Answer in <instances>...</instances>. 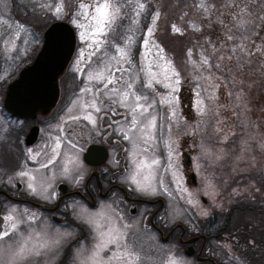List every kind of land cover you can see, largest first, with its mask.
Here are the masks:
<instances>
[{"label":"rangeland","instance_id":"1","mask_svg":"<svg viewBox=\"0 0 264 264\" xmlns=\"http://www.w3.org/2000/svg\"><path fill=\"white\" fill-rule=\"evenodd\" d=\"M19 1L4 0L0 11V60H15L19 29H43L56 19L73 27L80 49L70 77L79 80V86L68 124L82 127L84 121L93 133L95 122L84 118L91 114L95 119L97 111L90 106L93 103L117 115L118 145L124 146L129 157V174L121 182L135 198L163 200L154 221L163 226L164 234L179 223L188 237L198 236L214 215L228 219L229 214L236 224L245 221L239 212L244 206L264 211V0H114L119 8L117 19L99 37V49L93 39H82L81 33L90 31V17L103 0H52L49 6L44 5L49 0H39L40 8L22 14V20L12 11ZM57 6L61 8L59 13ZM149 28L153 29L151 37ZM145 38L150 41L147 47ZM154 45L163 49V60ZM118 48L125 50L126 59L120 58ZM168 62L178 73V84L177 77L164 67ZM98 72L105 79H89V74ZM151 74H155L154 79ZM108 79L114 83L109 84ZM124 92L128 93L127 100L122 97ZM136 96L141 99L137 101ZM108 102L110 107L103 105ZM137 103L147 111L133 113ZM133 115L138 121L135 128L131 126ZM149 121L154 122L151 127ZM125 133L129 139H125ZM43 155L36 159L37 169L55 156L51 149ZM76 157L65 151L50 177H68L69 173L77 177L82 166ZM140 161L149 167L138 169ZM190 173L194 174L195 186ZM133 176L150 183L156 192L139 191ZM156 207L144 206L130 216L128 210L121 211L110 203L98 210L81 205L82 211L73 221L84 227L86 238L82 246L70 251L64 264H81L96 250L99 232L113 227L124 235L119 246L110 244L100 252L103 264H170L173 259L177 264H198L179 248L178 229L169 243H163L150 228V216ZM92 217L99 220V229L89 223ZM256 225L264 231V223ZM75 230H58L51 225L37 229L27 226L25 234L17 230L13 237L0 241V264H9L13 251L26 240L29 248L44 241L49 246L41 249L40 255H26L19 264H56L59 247L77 236ZM232 242L241 241L224 238L212 245L216 248L213 251L207 242L200 256L207 259L205 264H264L263 254L254 257L253 263L239 259L240 252Z\"/></svg>","mask_w":264,"mask_h":264},{"label":"flooded vegetation","instance_id":"2","mask_svg":"<svg viewBox=\"0 0 264 264\" xmlns=\"http://www.w3.org/2000/svg\"><path fill=\"white\" fill-rule=\"evenodd\" d=\"M21 1L19 4L17 2L18 5L15 2L16 5L12 8L19 20H22V14L26 15L42 5L39 0L25 2L23 0L22 3ZM2 5L4 0H0V11H3ZM44 5H52V0ZM55 21L66 22L60 19L52 20L43 29L30 26L27 30L21 27L15 38L16 52L12 58L15 60H0V230L8 227L4 218L9 214L15 217L18 223L17 230L23 234L27 233V226L35 229L47 225L58 230L76 229L79 232L77 236L72 237L68 244L59 247L56 264H64L70 251L82 246L86 238L84 227L80 222L75 224L73 221L74 215L76 219L79 217L81 205L98 210L104 204L110 203L121 211L128 210L130 216H134L144 206L150 208L157 206L150 216V228L158 234L160 241L169 243L178 229L177 244L184 255L187 256L186 252L192 249V255L187 257H194L198 264H205L207 259L200 255L204 254L206 243H210L208 249L211 248L213 251L216 248L212 245L219 243V240L208 237L206 230L202 235L188 237L186 228L179 223L164 234L163 226L158 220L154 221L164 206L163 200L156 198L148 201L135 198L123 186L121 181L129 174V157L124 146L118 145L115 134L117 115L99 109L95 115L93 133L85 127L82 118H80L83 121L82 127L69 126L70 106L77 96L79 86V80L70 77V69L80 45L78 35L68 22L66 23L75 33V45L63 73L57 78L58 94L54 105L46 112L38 110L29 116H20L6 109L9 85L18 78L24 67L33 62L43 44L45 29ZM23 50L25 54L21 53ZM101 103L102 100H99L100 105ZM103 105L110 107L109 102ZM57 140L60 147L51 159L52 162H45L47 167L37 169L36 159L39 154L41 153L40 157H44L43 152L47 149L53 150ZM90 148L93 150L88 154ZM65 151L69 152L70 156H77L76 162L82 166L81 173L77 177L69 173L68 177L51 178L52 168L59 167L58 162L64 158ZM189 163L190 160L187 158L186 168L190 167ZM21 172L27 175L22 176ZM189 177L195 186L194 174L190 173ZM29 183L37 188V193H32L28 188ZM44 189L47 191H43ZM195 237L197 239L193 240ZM199 241L201 243L197 246ZM1 244L0 242V247Z\"/></svg>","mask_w":264,"mask_h":264},{"label":"snow or ice","instance_id":"3","mask_svg":"<svg viewBox=\"0 0 264 264\" xmlns=\"http://www.w3.org/2000/svg\"><path fill=\"white\" fill-rule=\"evenodd\" d=\"M82 8H85V5L81 4ZM139 7L141 9H143L144 5L140 4ZM61 11L60 6H57L56 8V12L59 13ZM119 11V8L117 7L116 3L114 2V0H103L102 3H98L95 6V10H94V14L90 17V24L88 25V28L90 29V31L87 32H83L81 33V38L82 39H93V43L95 44V47L97 49H99L100 44H101V40L99 39L100 36H103L106 34L108 29H111L114 22L117 19V13ZM85 15H87V13L85 12ZM81 27H84V25H80ZM174 30L175 31H179V29H176L174 26ZM153 32L152 28L148 29V37H151V34ZM232 37H229V39H231ZM129 40H131V38L129 37ZM149 39L145 38L144 39V45L147 47L149 45ZM157 49H158V56L161 60L164 59L163 57V49L159 48L158 45H154ZM117 51L120 53V58L126 59L127 57V53L125 52V50L123 48H118ZM148 51H151V49L149 48ZM204 63H207V59L204 60ZM167 71L172 72V74L174 76L177 77L176 79V83H179V79H178V73L175 72L174 69L171 68V64L170 62H168L165 66ZM152 78H155V74H151ZM168 76L165 75V79H167ZM89 79H97V80H102L105 79L104 74L102 72H98L95 75L93 74H89ZM108 83H114V81L112 79H108ZM149 87L151 86V84L149 83L148 85ZM128 88H132V84H128ZM113 91H116L115 89H113ZM133 95L135 96V94L133 93ZM122 97L124 100H127L128 98V93L124 92L122 94ZM137 101H139L141 98L136 96L135 97ZM92 108H95L96 111H99V108H96V105L93 103L90 105ZM143 110V111H147L146 108H144L143 105L137 103L135 107L132 108V112L136 113L139 110ZM85 119L91 121V122H95L91 116V114L87 115L84 117ZM137 118L135 117V115H133V119L131 121V126L132 128H135L137 126ZM154 122L153 121H149V127L152 126ZM129 131H131V129H129ZM125 139H129V135L128 133H125ZM60 147V142L59 140H57L56 142V147L53 148V153L55 154L57 152V150ZM73 147H76V145H73ZM31 151V150H29ZM54 158V157H53ZM52 160L50 159L48 163H51ZM153 164L157 163V161L153 160L152 161ZM41 167H47V164H42ZM138 169L139 168H145V167H149V165H146L144 163V161H140L138 163ZM68 169L67 167L65 168V172H67ZM20 175L24 176L27 175V173L25 172H21ZM31 179V178H30ZM133 183L136 184L137 189L141 192H151V193H155L156 189L155 187H153L150 183H145L143 181L137 180L135 176H133ZM148 180V177H145V181ZM28 188L31 189L32 193H37V188L33 186L32 183L28 184ZM43 191H47L46 189H44ZM55 193L52 194V196H54ZM5 222L8 224V227L0 230V241H3L6 237H9L11 233H14L17 228H18V223L15 219V217L12 214L7 215L5 218ZM89 223L95 224L96 228L99 229L101 227L99 220H97L95 217L90 218ZM123 233L119 232L116 228H110L107 232H99V236H100V241L99 243L96 245V250L91 254V256L86 257L85 260H83L81 262V264H103L102 259L100 258V252L103 251L105 248L108 247V245L110 244H115L117 246H119V241L123 238ZM55 243H58L55 242ZM28 241H24L23 243L19 244L16 248V250L13 251L12 253V259L9 261V264H19V262L21 260H23L26 255H40V250L41 249H46L49 245L47 241L41 242L38 245H33L31 248H29L27 246ZM0 255H2V249H0ZM119 258V257H116ZM170 264H177V261L175 259L170 260Z\"/></svg>","mask_w":264,"mask_h":264},{"label":"water","instance_id":"4","mask_svg":"<svg viewBox=\"0 0 264 264\" xmlns=\"http://www.w3.org/2000/svg\"><path fill=\"white\" fill-rule=\"evenodd\" d=\"M74 45L75 33L69 24L62 21L50 24L43 33V44L33 62L9 85L6 109L20 116L34 115L38 110L48 111L57 99V78L70 60ZM92 150L90 148L88 154ZM186 255L191 256L192 249Z\"/></svg>","mask_w":264,"mask_h":264},{"label":"trees","instance_id":"5","mask_svg":"<svg viewBox=\"0 0 264 264\" xmlns=\"http://www.w3.org/2000/svg\"><path fill=\"white\" fill-rule=\"evenodd\" d=\"M239 212L243 215V220L245 221L241 220L236 224L232 222L231 215L229 214L228 219H219L214 215L206 225V235L208 237H215L217 240H223L224 238L231 239L232 237L238 238L241 242L237 244H234V242L232 243L241 254H238L239 259H246L250 263H253L255 260L254 257H257L258 254L264 255V231H259L260 226L256 225V223L263 225L264 219H262V212L264 211L258 209L256 211V209H252L251 207L248 209L244 206L239 209ZM247 248H256L257 252L256 249L254 252H247ZM245 253L248 254L247 256H251V258L247 257Z\"/></svg>","mask_w":264,"mask_h":264}]
</instances>
